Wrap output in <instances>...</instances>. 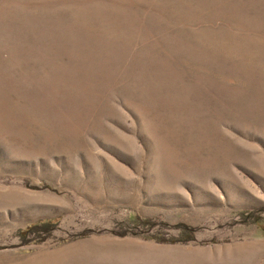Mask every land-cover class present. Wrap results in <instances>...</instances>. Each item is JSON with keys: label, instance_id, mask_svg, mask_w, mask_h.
<instances>
[{"label": "rangeland", "instance_id": "obj_1", "mask_svg": "<svg viewBox=\"0 0 264 264\" xmlns=\"http://www.w3.org/2000/svg\"><path fill=\"white\" fill-rule=\"evenodd\" d=\"M0 264H264V0H0Z\"/></svg>", "mask_w": 264, "mask_h": 264}, {"label": "trees", "instance_id": "obj_2", "mask_svg": "<svg viewBox=\"0 0 264 264\" xmlns=\"http://www.w3.org/2000/svg\"><path fill=\"white\" fill-rule=\"evenodd\" d=\"M55 226H56V222L52 220L37 222L36 224L29 226L28 229L24 230L22 232L23 233L22 237L25 238L30 233H37L40 234L41 236L47 235L55 228ZM182 227L185 231H187V233H189V231L191 230L186 225H183Z\"/></svg>", "mask_w": 264, "mask_h": 264}]
</instances>
